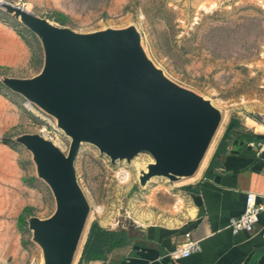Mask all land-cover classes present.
Here are the masks:
<instances>
[{
	"label": "rangeland",
	"instance_id": "374dc122",
	"mask_svg": "<svg viewBox=\"0 0 264 264\" xmlns=\"http://www.w3.org/2000/svg\"><path fill=\"white\" fill-rule=\"evenodd\" d=\"M7 1L19 2L53 23L60 20V26L76 32L134 25L141 48L164 76L220 110L204 163L228 118L244 126L247 119L264 114V0ZM41 63L35 36L0 10V76L29 77ZM26 104L22 95L0 84V264H40V250L25 219L44 218L54 208L46 185L35 176L29 153L14 137L37 133L63 153L69 143L50 116ZM73 159L76 184L89 210L71 264L91 223L132 232L149 224L175 228L188 219L189 198L182 187L191 180L151 177L142 186L137 184V166L151 160L146 153L110 163L95 145L80 143Z\"/></svg>",
	"mask_w": 264,
	"mask_h": 264
},
{
	"label": "water",
	"instance_id": "95a60500",
	"mask_svg": "<svg viewBox=\"0 0 264 264\" xmlns=\"http://www.w3.org/2000/svg\"><path fill=\"white\" fill-rule=\"evenodd\" d=\"M0 10L21 22L42 51L38 72L0 76V84L50 116L69 140L63 153L37 133L14 137L54 203L48 216L26 218V228L39 247L40 264H71L89 210L74 174L77 146L95 145L110 163L146 153L151 160L137 173L139 186L151 177L176 181L197 171L221 113L164 76L141 48L132 24L76 32L19 2L0 0ZM193 226L187 223L177 232L189 233Z\"/></svg>",
	"mask_w": 264,
	"mask_h": 264
},
{
	"label": "crops",
	"instance_id": "0c3cea01",
	"mask_svg": "<svg viewBox=\"0 0 264 264\" xmlns=\"http://www.w3.org/2000/svg\"><path fill=\"white\" fill-rule=\"evenodd\" d=\"M244 122V129L259 137L261 148L229 141L212 147L206 162L193 177L187 179L194 192L186 193L189 203L180 226L171 228L161 224L142 226L139 231L147 241L145 246L134 245L119 264H169L163 257L184 241L177 229L193 222L189 238L196 240L198 250L171 264H264V211L260 212L250 231L232 232L227 221L241 215L246 193L264 196V126L252 119ZM222 134V133H221ZM210 166V167H209ZM207 170V171H206ZM180 201V200H179ZM142 225L139 220L135 221ZM85 264H106L88 261Z\"/></svg>",
	"mask_w": 264,
	"mask_h": 264
},
{
	"label": "trees",
	"instance_id": "16d2710c",
	"mask_svg": "<svg viewBox=\"0 0 264 264\" xmlns=\"http://www.w3.org/2000/svg\"><path fill=\"white\" fill-rule=\"evenodd\" d=\"M58 23L62 25L60 20H58ZM227 120L218 145L222 146L231 140L247 147L249 142L256 143L260 140L255 133L245 130L239 120L234 117ZM182 190L187 193L194 192L193 187L190 185L183 186ZM86 232V237L75 264H85L88 261L96 260L105 261L106 264H119L121 258L130 252L132 246H145L147 244L144 234L138 229L132 232L122 228L106 229L91 223L88 225ZM252 261L250 260L248 264H252ZM169 264L171 263L169 262Z\"/></svg>",
	"mask_w": 264,
	"mask_h": 264
},
{
	"label": "built area",
	"instance_id": "2783aa9c",
	"mask_svg": "<svg viewBox=\"0 0 264 264\" xmlns=\"http://www.w3.org/2000/svg\"><path fill=\"white\" fill-rule=\"evenodd\" d=\"M252 120L264 126V114L258 115ZM248 145L252 146L253 144L249 142ZM256 146L261 148L259 143H256ZM263 211L264 196L259 197V195L254 193H246L244 198V208L241 215L229 219L226 227L234 233L239 230L250 231L253 223L257 220L258 214ZM183 236L185 238L184 241L163 256L168 262L173 263L176 259L189 256L198 250L197 241L189 238V233H185Z\"/></svg>",
	"mask_w": 264,
	"mask_h": 264
},
{
	"label": "bare ground",
	"instance_id": "6f19581e",
	"mask_svg": "<svg viewBox=\"0 0 264 264\" xmlns=\"http://www.w3.org/2000/svg\"><path fill=\"white\" fill-rule=\"evenodd\" d=\"M26 105H28L29 107H31V105H30L28 102H27ZM57 140H58V139H57ZM212 143H213V142H212ZM204 159H205V157H204V154H203V159H202V161H201V163H200V165H199L197 171H196L192 176H190V177H186V178H183V179L186 180V179H189V178L193 177L194 175H196L197 172L199 171V169H200V167H201V165H202ZM139 170H145V164H144V165H141V166H137V173H138ZM135 221H136V220H135Z\"/></svg>",
	"mask_w": 264,
	"mask_h": 264
}]
</instances>
